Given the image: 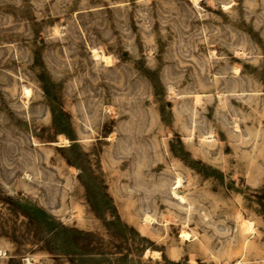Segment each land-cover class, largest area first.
<instances>
[{
    "label": "rangeland",
    "instance_id": "374dc122",
    "mask_svg": "<svg viewBox=\"0 0 264 264\" xmlns=\"http://www.w3.org/2000/svg\"><path fill=\"white\" fill-rule=\"evenodd\" d=\"M0 264H264V0H0Z\"/></svg>",
    "mask_w": 264,
    "mask_h": 264
},
{
    "label": "bare ground",
    "instance_id": "6f19581e",
    "mask_svg": "<svg viewBox=\"0 0 264 264\" xmlns=\"http://www.w3.org/2000/svg\"><path fill=\"white\" fill-rule=\"evenodd\" d=\"M94 54H96V53H94ZM103 58H105V59H107L106 57H104L103 56ZM28 92V90H26V93ZM180 198H181V196H180ZM145 219H147V220H151V218H149L148 216H145ZM243 223L245 224V226H246V228H251V226H250V222H247V221H243ZM181 236H183V237H186L187 236V233L185 232V231H181ZM154 254V253H153Z\"/></svg>",
    "mask_w": 264,
    "mask_h": 264
},
{
    "label": "trees",
    "instance_id": "16d2710c",
    "mask_svg": "<svg viewBox=\"0 0 264 264\" xmlns=\"http://www.w3.org/2000/svg\"><path fill=\"white\" fill-rule=\"evenodd\" d=\"M70 140H71V143L68 145V147H73V145H74V140H75V138H70Z\"/></svg>",
    "mask_w": 264,
    "mask_h": 264
}]
</instances>
